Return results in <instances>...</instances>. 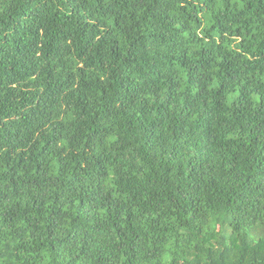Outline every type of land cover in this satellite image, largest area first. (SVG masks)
<instances>
[{"label":"clouds","instance_id":"clouds-1","mask_svg":"<svg viewBox=\"0 0 264 264\" xmlns=\"http://www.w3.org/2000/svg\"><path fill=\"white\" fill-rule=\"evenodd\" d=\"M36 6L0 0V264H264V0H87L83 36L49 0L21 69L33 36L13 27Z\"/></svg>","mask_w":264,"mask_h":264},{"label":"trees","instance_id":"trees-1","mask_svg":"<svg viewBox=\"0 0 264 264\" xmlns=\"http://www.w3.org/2000/svg\"><path fill=\"white\" fill-rule=\"evenodd\" d=\"M49 2V0H37V6L31 11V12H27V15H25V12L27 11V9H25L24 11H21L19 13V15L21 17H24L25 21L31 20V24H27L25 23L24 26L22 27L21 25V21L17 20L14 27H13V33H15L17 30L20 31H27L30 35L33 36V40L32 41H28L27 43H25L24 39H16L14 41V52L15 55L19 57V66L21 69L25 68L26 65H31L32 61H31V54L35 51V37H36V32H35V26L38 23L40 16H41V8L47 6V3ZM118 3H122L125 7L128 6L129 4V0H117ZM96 3L99 5L100 4V0H96ZM63 5L67 8H69L71 10V14L72 17L76 20V24L77 26L80 28V32L81 35H85L86 32H92L95 33L96 29L98 27H100V22L96 21L94 24L91 25V28L89 27V23L88 21L92 20V14L90 11H88V6H87V0H63ZM160 7V0H153V8L154 9H158ZM107 9H103V13H107ZM9 23H11L12 17H9ZM0 23H2V21H0ZM115 27L119 28V18L116 19V21H114ZM54 27L57 28V33H59L61 31V29H59L58 26L55 25V22H53ZM217 27L219 28V30L221 32L224 31L223 28V18H220L217 20ZM86 40L90 43L91 41V36L88 35L85 37ZM57 42V38L53 37V40L51 42V44L49 45V50H48V54L51 55L53 50H54V45ZM8 43V37L7 36H2V38H0V44L6 45ZM133 48H135V44L132 46ZM0 53H4V48L0 47ZM113 53L116 54V50L113 49ZM129 55H131V53H129ZM125 64L128 63L127 60L124 61ZM183 63H187V59L184 58L182 60V64ZM202 63L204 64V66L207 65V60L204 59V57H202ZM3 64V60H0V66H2ZM228 67L231 68V64H228ZM49 75H51V73H49ZM228 79H235V74L232 72H228L227 73ZM198 75L196 73V69L193 68L190 72H189V82L190 83H196L198 81ZM127 81L122 80L120 82V89L122 90V97L124 99H127L128 97V88H127ZM227 86V81L221 85V91H223V89ZM173 88L174 85L172 87L169 88V99L168 102L171 101L172 97H173ZM137 92L140 91L139 88L136 89ZM219 94V93H218ZM244 97H245V93L241 92V101H244ZM36 100V104L37 107H39L41 105V103L43 102V98L42 97H35L34 98ZM188 105L186 104V107ZM107 111V109H106ZM110 114V113H109ZM264 117V103L261 104V108L260 111L257 113L256 116V120L257 122L261 121V118ZM34 117H28L25 116L24 119L28 122H31V120ZM205 123H207V121H205ZM0 128H2L4 130L5 135H7L9 137V139H12L13 137L11 136V122L8 125H5L3 123H0ZM52 132L54 134V138L58 137L60 135L59 130L57 128H53ZM152 132L150 130L149 133V137L151 138ZM253 144L256 143L255 140L252 141ZM47 145H45V151L47 150ZM22 163V161H21ZM40 165L37 164V170H39ZM256 174L258 176H264V152H262L261 154V158L259 160V163H257L256 165ZM249 179H251V177H249ZM248 184L247 182L245 183L244 186V191L247 192L248 191ZM259 187H264V185H260ZM177 194L178 196H180L181 198L184 199H188L184 192H182L180 189H177ZM240 199L242 200L243 197H240ZM88 202L91 204L93 201V197L92 196H88L87 197ZM189 204H191V201L189 200ZM84 207V202L81 201V209H83ZM187 207L184 209V213L187 214ZM233 219V223L235 225V228L233 230H236L237 228H239L241 225H244L246 223L245 221V214L241 213V210L239 208L236 209V213L233 214L232 216ZM192 223L195 226L197 224V217L195 215V213H193V217H192ZM55 226V220H52V225L51 227ZM115 227V224L113 225ZM196 231H199V227H196ZM51 230L49 231V235L51 236ZM137 237L135 235H133L132 237V242H133V247H135V241H136ZM230 254V250L225 248L224 252L222 253V261L221 264H224V260H226V258L229 256Z\"/></svg>","mask_w":264,"mask_h":264}]
</instances>
